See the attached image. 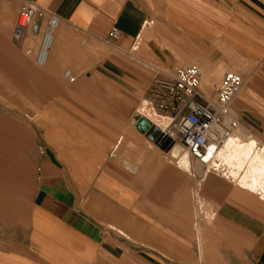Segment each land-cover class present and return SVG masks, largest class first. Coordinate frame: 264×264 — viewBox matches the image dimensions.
I'll list each match as a JSON object with an SVG mask.
<instances>
[{
    "label": "crops",
    "instance_id": "crops-1",
    "mask_svg": "<svg viewBox=\"0 0 264 264\" xmlns=\"http://www.w3.org/2000/svg\"><path fill=\"white\" fill-rule=\"evenodd\" d=\"M18 2L60 26L41 75L39 37L27 28L17 48L16 10L2 7L0 69L14 75H0V86L20 84L22 68L34 86L0 87V264H264V193L229 171L231 155L200 177L194 166V177L189 155L148 139V126L167 130L168 119L144 99L150 60L170 72L197 66L208 85L233 70L245 85L231 103V134H242L230 148L254 144L264 160V0ZM26 47L32 59L22 58ZM70 114L83 117L77 156L92 149L87 169L70 161ZM198 190L210 222L191 219ZM196 228L199 257L184 247Z\"/></svg>",
    "mask_w": 264,
    "mask_h": 264
},
{
    "label": "built area",
    "instance_id": "built-area-1",
    "mask_svg": "<svg viewBox=\"0 0 264 264\" xmlns=\"http://www.w3.org/2000/svg\"><path fill=\"white\" fill-rule=\"evenodd\" d=\"M59 26L60 19L56 15L46 17L34 5L27 3L21 11L14 35L20 39L23 31L29 28L34 37H39L35 61L44 67ZM110 38L119 41L120 31L113 28ZM152 71L154 75L147 93V107L159 119H168L167 130L161 131L174 144L185 147L190 163L204 161L210 143L223 144V135H231V130L238 126L231 117L230 106L245 85L244 77L228 71L220 81L205 88L202 72L197 66L181 67L171 72L153 67ZM213 126L221 132H212Z\"/></svg>",
    "mask_w": 264,
    "mask_h": 264
},
{
    "label": "rangeland",
    "instance_id": "rangeland-1",
    "mask_svg": "<svg viewBox=\"0 0 264 264\" xmlns=\"http://www.w3.org/2000/svg\"><path fill=\"white\" fill-rule=\"evenodd\" d=\"M5 4H9L12 8H14L16 10L15 22H16V18H17V22H18L19 17H20V14H21V11L23 10V5L20 4L18 2V0H0V17H1V15H3V13H2V7ZM1 22L2 21H0V29L2 28ZM10 38H11V42L14 45H16V47L18 48V45L21 43L20 40L19 39H16L15 38V35H13V33L10 36ZM34 41H36V39L34 40L32 37L28 40L29 43H32ZM32 46H34V44H32ZM25 49H26V51L24 50V52L22 53L23 55H21L22 58L23 59H32L30 55L29 56L27 55V47ZM133 55L135 57H137V58H140V55H142V54H140V52L137 51V52H134ZM148 63L150 64L149 69L152 72V76L154 75V73L152 71L153 67H157V68H161L162 67L161 64L158 61H151L150 60V61H148ZM35 67L37 68V71L39 72V74L43 75V72H44V69H45L46 66L40 67L37 64H35ZM13 71L14 70L11 67L10 68H7L6 67L4 69L1 68L0 69V75H4L6 77H11V76L14 75V72ZM21 71L22 72H21V83L20 84H18V83H16V84L9 83V84H5V85H1V86L4 87V89H5L4 91L6 92V94H8V93L11 94L14 89L16 90V88L19 89V91H29L30 90V86H34V85H31L29 83V75H30L29 69L28 68H22ZM231 71H233V70H231ZM234 71H236V70H234ZM220 80L221 79H218L216 81L218 82ZM203 86L205 88H208L210 85L203 84ZM144 99L147 100V95H146V97ZM6 102L11 103L13 101L10 100V101H6ZM17 102H19V101H17ZM21 102L23 103L25 101H21ZM75 103H76L75 100H70L69 101L70 112L73 111V110H75V108H76ZM231 107H232V105L230 106V108ZM68 118H69V125H70L69 127H70V129L72 128V130L69 131V139H70L69 140L70 161H71L72 164L74 163L73 166H76L77 165V162L76 161L81 158L82 160L86 161V163H85V168L86 169L89 168V167H92V164L91 163H87L88 161L91 160V156H89L87 154L89 152V150H92L91 148H85L86 154L84 155V157H83V155H80L81 157L80 156H77V137L76 136L78 135V132L76 130V127H77V121H79L80 123H82V118L83 117L76 116L75 114L74 115L70 114ZM86 119H88V117H86ZM196 164L197 163H195V164L191 163L190 164V169L188 170L189 172H191V174L194 177H195V174H194L193 168H194V166L196 168ZM208 174H210V173H208ZM198 183H200V182L198 181ZM251 185H252V187L257 188L253 183H251ZM198 186H199V184H198ZM261 193H264V192L261 191ZM190 199H191V201H190L191 202V205L193 206L192 218H191L193 220V222L196 223V224H199L200 221H205V218L208 219V220H206V222H210V219H211L210 213H208V211H206L205 208H204L205 207V202L202 199L199 190L196 192V196L194 197L195 202H194V200L192 201V198H190ZM198 229L199 228H196V233H195V234L198 235V239L196 238L197 235L194 234L192 236L193 241H195L194 244H190V245H188V243L185 244V245L182 244V256H185V255L186 256H189V252L186 251V250H183V245H184V247L185 246L186 247H191V249L193 251H195L196 252V255L199 257V253L202 251V248H204L205 243L203 241V239H204L203 234H201V235L198 234L199 233L198 232ZM170 246L171 245H169V247ZM214 247H215V245H214ZM139 263H140L139 261H133V264H139ZM157 263H159V262H156L154 264H157ZM164 264H170V262L164 261Z\"/></svg>",
    "mask_w": 264,
    "mask_h": 264
},
{
    "label": "bare ground",
    "instance_id": "bare-ground-1",
    "mask_svg": "<svg viewBox=\"0 0 264 264\" xmlns=\"http://www.w3.org/2000/svg\"><path fill=\"white\" fill-rule=\"evenodd\" d=\"M54 39H55V36H54ZM53 44H54V41H53ZM211 131L217 132V133L221 132V130L217 126H213L211 128ZM241 134L240 133L231 134L227 137L223 135L224 139H223V144L221 145H218V143H213V142L210 143V148L208 152L206 153V155L204 156V161H198L197 163L201 167H204L205 170H207L208 167L212 166L214 163L213 168H209V169L219 170L218 167L221 162V159H225L227 155H231L232 161L228 163L229 171L242 172L245 177L244 178L245 185H249L250 187H252L251 183H253L257 187V189L264 192V160L260 156L252 154L254 144H251L249 147L239 145L242 148V150L236 149L235 147L230 148L233 146V144L234 145L237 144L231 138L234 135H241ZM223 145L224 147L221 148ZM171 150L177 151L178 153L177 158L179 159L182 156L184 157L185 155H189L188 151L181 144L172 145L170 151Z\"/></svg>",
    "mask_w": 264,
    "mask_h": 264
},
{
    "label": "water",
    "instance_id": "water-1",
    "mask_svg": "<svg viewBox=\"0 0 264 264\" xmlns=\"http://www.w3.org/2000/svg\"><path fill=\"white\" fill-rule=\"evenodd\" d=\"M147 131V137L152 142L160 143L163 150H168L174 145L170 138H166L165 134L161 131V129L155 125H149ZM195 171L197 175L200 177L205 171L204 167H201L198 163L196 164Z\"/></svg>",
    "mask_w": 264,
    "mask_h": 264
}]
</instances>
